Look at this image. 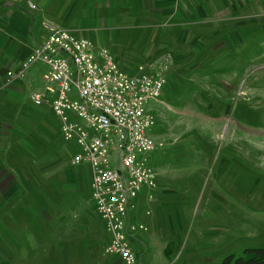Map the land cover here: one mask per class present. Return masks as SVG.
I'll return each instance as SVG.
<instances>
[{
    "label": "rangeland",
    "instance_id": "1",
    "mask_svg": "<svg viewBox=\"0 0 264 264\" xmlns=\"http://www.w3.org/2000/svg\"><path fill=\"white\" fill-rule=\"evenodd\" d=\"M215 4L212 26L208 24L205 34L190 44L177 46L174 38L167 47H159L155 34L139 37L134 46L108 47L114 53L116 49L118 60L123 57L124 66L142 65L165 78L161 95L146 105L154 118L149 134L163 143L148 155L147 164L159 179L153 191L159 188L158 201L169 206L174 233L167 243V225L157 230L137 264H150V258L153 264H220L228 254L244 256L245 249L264 247V0ZM144 53L146 61L138 58ZM41 107L34 106L42 111ZM41 120L47 130L35 134L40 141L35 147L42 162L62 172L65 166L73 167V149L58 133L57 119L46 114ZM76 167H81V190H69L63 179L65 185L58 191L45 188L40 193L51 199L43 200L46 207L30 210L51 215L42 225L49 228L53 241L61 227L63 238L74 236L77 229L70 220L82 223L89 218L101 226L91 201L83 197L90 191L87 167ZM56 182L61 181L52 184ZM157 211L158 215L161 210L154 207ZM30 232L26 237L31 239ZM130 241L137 249V240Z\"/></svg>",
    "mask_w": 264,
    "mask_h": 264
},
{
    "label": "crops",
    "instance_id": "2",
    "mask_svg": "<svg viewBox=\"0 0 264 264\" xmlns=\"http://www.w3.org/2000/svg\"><path fill=\"white\" fill-rule=\"evenodd\" d=\"M215 9L218 10L215 0H0V264H121L117 258L104 253L110 234L101 219V226H96L89 218L82 223L70 220L71 226L77 229V232L73 230V235L77 236L74 238L71 234L70 238H63L61 227L53 241L49 228L42 225L52 219L51 215H46L44 210L43 215L30 212L38 206L46 207L43 200H51L40 194L45 188L58 191L66 181L69 190H81V167L70 168L67 164L62 172L42 162V154L35 147L38 140L35 134L47 130L42 117L51 114L56 118L50 103H43L41 111L34 108L36 105L30 98L35 92L44 93L45 65L36 61L23 77H13L10 82L6 81V72L17 68L37 44L47 39L51 25L69 29L105 48L134 46L139 37L150 39L155 34L161 41L157 42L159 47H167L174 38H177V46H181L205 34L203 31L212 26ZM113 51L116 53V49ZM138 58L146 61L147 57L144 53ZM120 65L129 72L136 69L135 65ZM57 124L59 133V122ZM55 180L61 182L52 184ZM156 180L159 179L156 177ZM158 191L159 188L143 190L136 210L134 206L130 211L132 221L151 224L149 232L148 229L140 233L141 237L132 238L134 242L137 240L139 251L136 245L133 251L138 260L143 251H149L158 234L156 231L162 232V226L167 225L170 231L165 236L167 243L174 233L173 216L169 206L158 201ZM85 192L83 197L88 200V191ZM153 193L154 201L151 200ZM154 207L161 210L158 215ZM28 229L33 235L31 239L26 237Z\"/></svg>",
    "mask_w": 264,
    "mask_h": 264
},
{
    "label": "built area",
    "instance_id": "3",
    "mask_svg": "<svg viewBox=\"0 0 264 264\" xmlns=\"http://www.w3.org/2000/svg\"><path fill=\"white\" fill-rule=\"evenodd\" d=\"M49 31L6 72V81L23 77L36 61L45 65L44 93L31 94V101L50 103L59 134L73 149L69 164L87 167L89 200L110 234L104 253L121 264H137L130 239L148 226L132 221L130 208L143 190L156 188L147 157L163 143L149 134L154 118L146 105L161 95L165 78L142 65L125 70L108 48L69 29L51 25Z\"/></svg>",
    "mask_w": 264,
    "mask_h": 264
},
{
    "label": "trees",
    "instance_id": "4",
    "mask_svg": "<svg viewBox=\"0 0 264 264\" xmlns=\"http://www.w3.org/2000/svg\"><path fill=\"white\" fill-rule=\"evenodd\" d=\"M246 255H226L220 264H264V247L245 249Z\"/></svg>",
    "mask_w": 264,
    "mask_h": 264
}]
</instances>
